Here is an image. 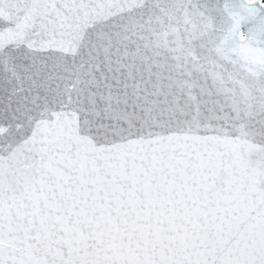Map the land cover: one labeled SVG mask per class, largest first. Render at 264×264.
<instances>
[{"label": "snow or ice", "instance_id": "1", "mask_svg": "<svg viewBox=\"0 0 264 264\" xmlns=\"http://www.w3.org/2000/svg\"><path fill=\"white\" fill-rule=\"evenodd\" d=\"M0 264H264V0H0Z\"/></svg>", "mask_w": 264, "mask_h": 264}]
</instances>
